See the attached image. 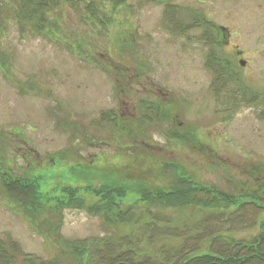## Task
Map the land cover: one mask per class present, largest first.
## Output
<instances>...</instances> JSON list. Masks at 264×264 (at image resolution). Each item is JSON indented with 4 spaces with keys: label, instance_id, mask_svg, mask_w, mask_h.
Masks as SVG:
<instances>
[{
    "label": "rangeland",
    "instance_id": "obj_1",
    "mask_svg": "<svg viewBox=\"0 0 264 264\" xmlns=\"http://www.w3.org/2000/svg\"><path fill=\"white\" fill-rule=\"evenodd\" d=\"M3 1L8 8L0 12V169L27 174L41 203L26 209L0 190V239L19 245L17 264L25 255L90 264L94 242L130 234L136 225L105 221L104 213L117 209L112 212L103 195L87 188L126 187L125 197L113 196L124 211L140 200L133 191L137 183H160L147 169L164 162L239 197L264 182V101L230 119L217 116L207 48L173 37L162 25L168 3L216 23L225 56L249 87L264 93V0H129L118 7L108 1L95 18L85 3L62 5L52 14L55 25L35 37L11 18L12 0ZM172 97L180 102L182 120L196 131V144L167 141L163 130L129 141L116 136L113 126L101 133L92 127L103 112L131 115L142 101ZM158 149L160 159L152 153ZM144 170L149 177L140 174ZM191 212L178 216L189 219ZM262 223L264 213L260 226L234 237L254 238L264 233Z\"/></svg>",
    "mask_w": 264,
    "mask_h": 264
},
{
    "label": "trees",
    "instance_id": "obj_2",
    "mask_svg": "<svg viewBox=\"0 0 264 264\" xmlns=\"http://www.w3.org/2000/svg\"><path fill=\"white\" fill-rule=\"evenodd\" d=\"M108 1L116 7L129 2L12 0L9 10L19 30L35 37L45 34L55 25L52 14L62 5L77 7L85 3L92 18H95L100 6ZM6 5V1L0 0L1 13L8 8ZM162 25L173 37L195 40L207 48L205 68L211 74L210 91L217 116L230 119L243 108L256 107L264 101V93L249 87L237 65L225 56L224 46L219 41L221 30L216 23L195 10L188 11L168 3L163 12ZM2 64L6 66L5 62ZM180 109V102L174 97L164 102L142 101L139 110L131 115L103 112L92 127L101 133L108 129L107 126H113L118 129L116 136L129 141L145 140L153 129L163 130L167 141L196 144V131L182 120ZM167 125L168 128H165ZM152 153L159 159L163 156L159 149ZM179 167L178 163L170 161L164 162L159 169H147L152 172L151 177L160 183L154 186L137 183L133 191L140 200L129 203L124 211L116 206L113 196L125 197L126 187L117 185L111 190L106 187L87 188L96 195H103L107 208L110 207L112 212L117 209L112 215L104 213L105 221L115 220L120 224L135 222L136 225V230L130 234L111 235L94 242L89 251L90 264H264V233L248 240L234 237L237 233L260 226L264 213V182L254 193L239 197L217 186L198 182L181 172ZM147 170L140 174L149 177ZM25 176L28 175L17 176L0 169L1 192L23 208L41 206L35 183ZM90 209L94 210V207ZM185 211H192L189 219L178 216ZM196 211H200L201 215L196 217ZM261 228H264L263 223ZM166 241H173L174 244ZM161 243L160 247H156ZM88 247L87 244L84 246ZM20 253L17 243L0 239V264H17ZM21 264L63 263L56 259L43 262L25 255ZM66 264H81V261L71 260Z\"/></svg>",
    "mask_w": 264,
    "mask_h": 264
},
{
    "label": "water",
    "instance_id": "obj_3",
    "mask_svg": "<svg viewBox=\"0 0 264 264\" xmlns=\"http://www.w3.org/2000/svg\"><path fill=\"white\" fill-rule=\"evenodd\" d=\"M241 65H244V62H241Z\"/></svg>",
    "mask_w": 264,
    "mask_h": 264
}]
</instances>
